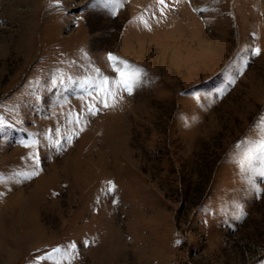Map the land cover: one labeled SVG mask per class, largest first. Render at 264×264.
Here are the masks:
<instances>
[{
    "label": "rangeland",
    "instance_id": "rangeland-1",
    "mask_svg": "<svg viewBox=\"0 0 264 264\" xmlns=\"http://www.w3.org/2000/svg\"><path fill=\"white\" fill-rule=\"evenodd\" d=\"M262 116L264 0H0V264H264Z\"/></svg>",
    "mask_w": 264,
    "mask_h": 264
},
{
    "label": "snow or ice",
    "instance_id": "snow-or-ice-1",
    "mask_svg": "<svg viewBox=\"0 0 264 264\" xmlns=\"http://www.w3.org/2000/svg\"><path fill=\"white\" fill-rule=\"evenodd\" d=\"M102 2L104 3L105 7L116 6V0H102ZM165 2L166 0H158V3H160L161 5H164ZM108 60L112 62L110 67L115 75L112 78L104 76L101 84L97 86V91H100L102 88H104L105 85H107L108 92H111L112 87H115L117 93H119L120 91H126L131 94L135 88L139 87L142 84L143 73L142 70H140L138 67L131 65L127 61L120 60L118 57H115L111 53L108 54ZM99 103L103 104L104 107H108L109 104L107 102V96L102 95ZM89 110L92 112V114H95L97 109L92 107ZM257 127L258 131L264 130V116L260 117ZM258 149L259 154L262 158H264V137H261ZM35 174L36 173H33V175ZM262 175H264V173H262ZM109 184L111 185L109 191H112L114 185H112V182H109ZM177 243H179V241H177ZM55 251H59V249H56ZM50 258L51 254H48L45 257H37V260L39 261Z\"/></svg>",
    "mask_w": 264,
    "mask_h": 264
},
{
    "label": "bare ground",
    "instance_id": "bare-ground-1",
    "mask_svg": "<svg viewBox=\"0 0 264 264\" xmlns=\"http://www.w3.org/2000/svg\"><path fill=\"white\" fill-rule=\"evenodd\" d=\"M218 22H220V20L219 19H217V18H212V16H210L209 18H208V23H210V24H212L213 25V27L216 29V27H218ZM220 31V30H219ZM217 32L218 34H221V31L220 32ZM217 39L218 38H216V39H214L215 40V42H220L219 40L217 41ZM8 236V235H7ZM7 239V238H6ZM5 240V239H4ZM4 240H3V242H4ZM8 241V240H7ZM9 241H11V240H9ZM1 246V245H0ZM5 246V245H4Z\"/></svg>",
    "mask_w": 264,
    "mask_h": 264
}]
</instances>
